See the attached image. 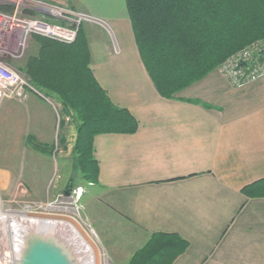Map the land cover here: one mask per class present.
<instances>
[{
	"label": "crops",
	"instance_id": "0c3cea01",
	"mask_svg": "<svg viewBox=\"0 0 264 264\" xmlns=\"http://www.w3.org/2000/svg\"><path fill=\"white\" fill-rule=\"evenodd\" d=\"M66 3L111 27L114 36L84 25L91 69L138 122L134 134L94 138L99 182L86 210L113 264H129L154 235L187 243L173 264H264V196L243 191L264 180V80L236 87L213 71L165 99L140 58L125 0ZM61 114L57 98L41 92L0 102L2 192L19 180L28 195L49 193L52 149L77 139V127L60 136Z\"/></svg>",
	"mask_w": 264,
	"mask_h": 264
},
{
	"label": "trees",
	"instance_id": "16d2710c",
	"mask_svg": "<svg viewBox=\"0 0 264 264\" xmlns=\"http://www.w3.org/2000/svg\"><path fill=\"white\" fill-rule=\"evenodd\" d=\"M125 1L140 58L165 99H174L232 55L264 39V0ZM33 39L39 52L19 70L39 92L55 96L63 114L77 122L76 163L84 181L97 185L95 136L134 134L138 122L127 109L116 106L95 79L82 28L73 44ZM243 191L264 196V180ZM187 247L177 236L154 235L129 264H173Z\"/></svg>",
	"mask_w": 264,
	"mask_h": 264
},
{
	"label": "built area",
	"instance_id": "2783aa9c",
	"mask_svg": "<svg viewBox=\"0 0 264 264\" xmlns=\"http://www.w3.org/2000/svg\"><path fill=\"white\" fill-rule=\"evenodd\" d=\"M1 7L11 8V12L0 10V102L6 100L22 102L31 93H36L29 77L9 68L4 62V58L10 55L9 45L18 33H21L23 38L35 35L64 44H72L76 41L83 23L105 24L85 14L43 5L34 0H0ZM25 9L34 11L38 16L32 19L22 17L21 12ZM219 69L236 87L264 80V41L232 55ZM82 192L81 188H73L70 197L63 195L54 203H40L34 207H26L24 210L27 211V215L32 211L47 215L51 214V210L78 215L77 204L82 197ZM19 257L20 252L16 257V264Z\"/></svg>",
	"mask_w": 264,
	"mask_h": 264
},
{
	"label": "rangeland",
	"instance_id": "374dc122",
	"mask_svg": "<svg viewBox=\"0 0 264 264\" xmlns=\"http://www.w3.org/2000/svg\"><path fill=\"white\" fill-rule=\"evenodd\" d=\"M34 1L39 2L43 5H51L54 7H58L60 9H66L71 12H75L77 14L78 13L85 14L88 17L101 21L105 24L98 25V24L86 22V23H83L80 28L84 30V25L90 24L95 27L103 29L109 35L114 36L111 27H109V25L104 20L93 17L92 15H89L88 13L83 12V11L73 10L66 3V0L65 1L63 0H34ZM6 12L8 13L11 12V8L9 9V11H6ZM21 13H22V17H26L28 19H32L38 16V14H36L34 11H30L28 9H25ZM34 36L35 35H30L28 37L23 38L22 34L18 33L17 36L14 39H12L9 45L10 55L4 58V62L8 65L9 68L15 71H18L22 74H25L27 77L29 76L26 73L20 71L19 69L24 67L25 61L27 60L29 56L37 55L39 52L37 43L33 39ZM263 40L264 39L260 40V42H263ZM242 50H240L239 52H241ZM214 71H218L219 73L224 75L218 67ZM29 80L31 83L30 78ZM35 90H36V93L39 92L37 89ZM43 95H46V94H43ZM61 115H62L61 120L64 123V126H63L64 128L62 127L60 136L69 137L71 136V134H75V132H73V129L77 127L76 125L77 122H75V120L72 119V117H69L63 114ZM65 118H67L66 121H64ZM66 124L72 125V128L65 129ZM74 148H75L74 142H70L67 144V142L65 143L61 141V143L59 142V145L57 144L56 148L52 149V152L54 151L55 154L57 155L56 156L57 158H55L57 161H55L56 164L54 163V161L52 162L54 172H53V177L51 178V181H50L51 190L49 191L47 195L40 196V197L28 195L25 192V188L23 187L22 182L19 180H16V181L9 183L8 190L4 192L0 190L1 206L5 211H10L14 213H27V211L24 210V208L26 207H30V206L34 207V205L36 204H40V203L48 204V203H54L55 201H57V199L61 198V196L64 195V191L68 183L72 181L73 188H81L83 191L82 197L80 198L77 204L78 209H79L78 215H73V213L56 212L54 210L53 211L51 210L50 211L51 214H47V215H45V213H43L44 215L37 214L35 211H32V213L28 214V217L27 216L26 217L29 219L31 218L35 219V217H37V218H43V219H54V220H59V221L72 222L76 226V228H78L79 231L83 235L86 236L88 242L93 247L94 255L96 258L95 264H113L112 256L103 246L100 240L101 238L97 234V230L95 229L92 221L90 220L89 214L86 210V204L89 201L88 195L89 193H91L93 189L92 187L93 184H90L84 181L81 171L79 169V166L76 163L77 156L74 152ZM5 224H6V218L4 219L3 216H0V237H3L5 240H7L8 232L4 231L2 228V226ZM6 243L8 244V242ZM68 246L72 247V243H69Z\"/></svg>",
	"mask_w": 264,
	"mask_h": 264
},
{
	"label": "bare ground",
	"instance_id": "6f19581e",
	"mask_svg": "<svg viewBox=\"0 0 264 264\" xmlns=\"http://www.w3.org/2000/svg\"><path fill=\"white\" fill-rule=\"evenodd\" d=\"M0 216L6 218L2 228L8 232L7 240L0 237V264H16L24 241L32 236H51L67 245L72 243V247H69L77 256L78 264H95L93 247L72 222L37 217L29 219L26 213L5 211L1 203Z\"/></svg>",
	"mask_w": 264,
	"mask_h": 264
},
{
	"label": "water",
	"instance_id": "95a60500",
	"mask_svg": "<svg viewBox=\"0 0 264 264\" xmlns=\"http://www.w3.org/2000/svg\"><path fill=\"white\" fill-rule=\"evenodd\" d=\"M73 182L70 181L64 191L70 197ZM18 264H78V258L70 247L51 236H32L26 239L20 251Z\"/></svg>",
	"mask_w": 264,
	"mask_h": 264
}]
</instances>
